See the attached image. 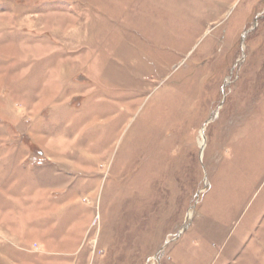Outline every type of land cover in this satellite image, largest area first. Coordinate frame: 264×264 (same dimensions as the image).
Masks as SVG:
<instances>
[{
	"label": "rangeland",
	"instance_id": "1",
	"mask_svg": "<svg viewBox=\"0 0 264 264\" xmlns=\"http://www.w3.org/2000/svg\"><path fill=\"white\" fill-rule=\"evenodd\" d=\"M0 264H264V0H0Z\"/></svg>",
	"mask_w": 264,
	"mask_h": 264
}]
</instances>
